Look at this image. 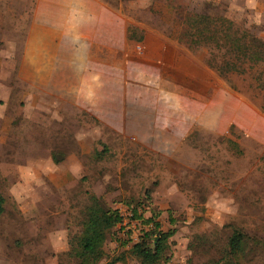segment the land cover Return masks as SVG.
I'll use <instances>...</instances> for the list:
<instances>
[{
  "label": "rangeland",
  "instance_id": "obj_1",
  "mask_svg": "<svg viewBox=\"0 0 264 264\" xmlns=\"http://www.w3.org/2000/svg\"><path fill=\"white\" fill-rule=\"evenodd\" d=\"M224 20L264 47V0H0V264H81L94 197L122 218L97 264H140L145 231L212 264L234 229L223 264H264V59Z\"/></svg>",
  "mask_w": 264,
  "mask_h": 264
},
{
  "label": "trees",
  "instance_id": "obj_2",
  "mask_svg": "<svg viewBox=\"0 0 264 264\" xmlns=\"http://www.w3.org/2000/svg\"><path fill=\"white\" fill-rule=\"evenodd\" d=\"M204 19V18H203ZM225 22V20H224ZM225 25L226 39L220 37L226 43L227 49H232L236 56V60L249 61L257 63L264 59V47L251 46L247 43L245 35L234 38L232 34L230 21H226ZM232 32V33H231ZM233 35V36H232ZM219 45L218 43L216 46ZM227 71H236V65L232 64L229 60L221 61ZM212 66L221 69L220 65L211 63ZM4 198L0 193V215L4 211ZM135 215V211H133ZM153 220L149 217L146 221ZM122 221L118 209L110 210L103 207L98 199L94 197L89 206H87L84 219L82 222V230L80 235L76 237L75 244L71 242L70 250L72 256L78 258L81 264H97L104 256L103 244L109 232L115 225ZM158 226V223H154ZM168 233H158L159 238L154 237L152 231H145L139 236L136 242L130 246V253L139 259L140 264H160L165 252L166 239ZM250 239L245 232L239 229H234L227 239V248L222 253V260L215 261L212 264H218L224 260H231L238 257L244 252L246 248V240ZM111 262H114L111 261Z\"/></svg>",
  "mask_w": 264,
  "mask_h": 264
},
{
  "label": "crops",
  "instance_id": "obj_3",
  "mask_svg": "<svg viewBox=\"0 0 264 264\" xmlns=\"http://www.w3.org/2000/svg\"><path fill=\"white\" fill-rule=\"evenodd\" d=\"M0 106H1V105H0ZM0 117H1V118H0V122H1V125H2V130L4 131V128H6V127H5V121H4V120H5L6 118H3L2 115H0ZM7 121H8V119H7ZM8 122H9V121H8ZM8 122H7V124H8ZM61 166H62V165H61Z\"/></svg>",
  "mask_w": 264,
  "mask_h": 264
}]
</instances>
